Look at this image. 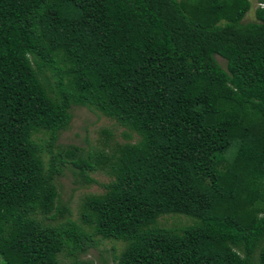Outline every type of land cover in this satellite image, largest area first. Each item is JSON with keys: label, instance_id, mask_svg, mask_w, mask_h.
<instances>
[{"label": "trees", "instance_id": "trees-1", "mask_svg": "<svg viewBox=\"0 0 264 264\" xmlns=\"http://www.w3.org/2000/svg\"><path fill=\"white\" fill-rule=\"evenodd\" d=\"M258 2L245 22L251 0H0V264H78L102 240L112 264H264ZM74 107L127 140L59 144ZM66 171L103 188L76 218Z\"/></svg>", "mask_w": 264, "mask_h": 264}, {"label": "rangeland", "instance_id": "rangeland-1", "mask_svg": "<svg viewBox=\"0 0 264 264\" xmlns=\"http://www.w3.org/2000/svg\"><path fill=\"white\" fill-rule=\"evenodd\" d=\"M252 7L247 13L244 21L255 20V9L260 5L258 0H251ZM219 61L224 64V59L218 57ZM73 118L68 129L61 132L59 136V144H74L85 149L91 147L104 148L106 139L109 138V143H123L127 140L124 137V128L114 120L103 115H98L86 107H74L72 109ZM104 130L111 132L110 136L104 133ZM137 139L134 135L132 142ZM108 140V139H107ZM107 148V147H106ZM92 176L99 182H106L108 176L102 172L94 173ZM58 188L61 194L62 201L68 202L72 211V217L76 218L79 207L83 199L92 194H99L103 191L100 184L81 185L75 181L71 172L66 171L57 179ZM188 222V219L177 215H166L162 218L165 226H171L175 222ZM116 247L115 249L113 247ZM121 244L111 240H102L99 245L92 247L82 254L78 264H112L113 255L118 254L121 249ZM64 264H71L72 260L68 257L63 259Z\"/></svg>", "mask_w": 264, "mask_h": 264}, {"label": "built area", "instance_id": "built-area-1", "mask_svg": "<svg viewBox=\"0 0 264 264\" xmlns=\"http://www.w3.org/2000/svg\"><path fill=\"white\" fill-rule=\"evenodd\" d=\"M264 6V4H262Z\"/></svg>", "mask_w": 264, "mask_h": 264}]
</instances>
